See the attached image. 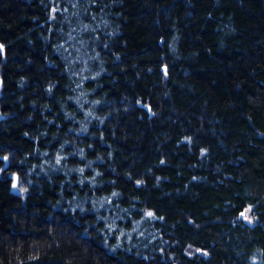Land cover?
<instances>
[{"label":"trees","instance_id":"1","mask_svg":"<svg viewBox=\"0 0 264 264\" xmlns=\"http://www.w3.org/2000/svg\"><path fill=\"white\" fill-rule=\"evenodd\" d=\"M0 264H264V0H0Z\"/></svg>","mask_w":264,"mask_h":264}]
</instances>
